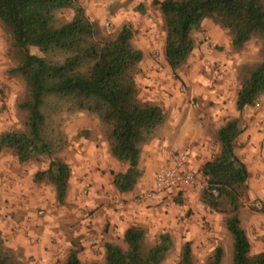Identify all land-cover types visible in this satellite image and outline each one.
<instances>
[{
	"label": "trees",
	"instance_id": "1",
	"mask_svg": "<svg viewBox=\"0 0 264 264\" xmlns=\"http://www.w3.org/2000/svg\"><path fill=\"white\" fill-rule=\"evenodd\" d=\"M153 4L164 18L165 57L173 72L187 63L195 48L192 32L206 18L229 31L235 49H242L255 33L264 38V0H155ZM66 10L72 11V17L60 19L58 12ZM0 23L19 51L13 71L23 77L27 89L19 104L27 115L25 130L1 134L0 154L10 149L21 164L49 157L48 167L35 180H47L62 205L72 170L59 156L67 137L56 125L57 118L88 113L101 122L112 156L128 164L125 172L112 173L115 187L122 194L134 192L143 175L139 166L143 147L156 138L167 116L163 108L139 96L136 75L144 55L133 44L131 27L124 25L115 38H107L78 0H0ZM262 56L260 63L243 67L236 100L239 113L264 95V46ZM242 133L238 117L218 130L220 152L201 169L208 182L202 200L226 215L232 264H264V251L251 255L242 226L241 202L249 190L247 166L235 151ZM124 243L126 247L105 244L104 264H163L173 248L168 232L148 244L145 229L137 225L126 230ZM223 256V249L217 247L206 264H222ZM0 264H21L6 250L1 236ZM65 264H81L77 249L70 250ZM180 264H195L191 242L183 245Z\"/></svg>",
	"mask_w": 264,
	"mask_h": 264
},
{
	"label": "crops",
	"instance_id": "2",
	"mask_svg": "<svg viewBox=\"0 0 264 264\" xmlns=\"http://www.w3.org/2000/svg\"><path fill=\"white\" fill-rule=\"evenodd\" d=\"M79 1L87 14L94 18L95 14L92 12L94 1ZM218 29L219 26L211 18H206L200 28L195 30V34L192 32V35L195 39L199 32L207 31L215 34ZM155 34H158L159 38ZM164 39V32L157 31V25L151 18L145 17L141 22L135 21V46L144 55L136 77L140 97L148 103L163 108L168 119L165 132L169 138V141L167 137L165 139L167 143H164V139L158 140L159 142L153 145L149 153L147 149L143 152L139 164L143 169V175L136 190L127 194H122L117 190L113 183L112 173L122 172V166L125 170L128 166L123 165L111 155L107 139L98 130V121L93 122L94 126H92L88 123L89 117L81 115L77 117V120L81 121L77 126L85 129L94 128V134L89 139H80L78 143L71 142L68 163L72 173L64 204L56 202L55 192L50 193V185L47 186L42 180H35L26 168L20 169L16 175H12L4 182V185L2 184L0 214L7 215L10 221L7 224L0 221V233L8 239L10 248L23 250L27 256L32 255L39 264H43L42 261L46 264L51 263L53 261L52 251L58 248L69 251L77 249L80 261L82 259L94 260L97 254L93 246L87 243L89 237L96 236L99 242L98 248L103 251L106 243L115 242L114 240L123 236L131 226H143V224L157 226L162 221L168 220L165 216L166 208L174 196L146 202L143 203L144 205L128 203L123 208L114 205L113 200L128 199L147 190L154 181L155 173L169 164L166 152L170 150L176 152L191 147L195 153L203 154L202 159L193 154L187 164L188 169L201 174L203 164L212 159L214 151L206 123L217 122L215 128H218L216 116L222 117L228 114L227 108L230 102L232 103L233 94L229 92L230 84L226 80L227 75H224L225 71L229 72L231 64L225 66L226 61L223 60L221 65H217L218 72H215L216 67H213L197 48L189 56L188 63L179 78H173L172 71L166 64L163 72L156 71L153 52L157 40L164 44ZM195 40L197 41V38ZM183 82L188 88L187 94L179 91ZM191 99H196L199 106H202V111L197 115V121L200 122L198 125L202 132L188 128L177 129L178 118L181 120L182 111L186 110V106H190L189 100ZM213 103L215 108L207 107ZM222 107H224L223 110ZM179 110H181L180 114ZM182 121L185 122L186 127L189 122H193L192 114L184 117ZM246 125L237 139L240 147H237L235 151L246 164L250 178L253 164L257 171L260 170L262 171L260 173L264 174V157L261 158L262 149L255 148L256 130L253 123L250 127ZM246 148H249V154L245 156L243 153ZM219 149H216L217 153ZM144 154L148 155L146 165L142 164ZM254 158H257L258 162ZM260 181L259 183L249 181L250 197L251 195L264 197V180ZM195 194L186 191L177 196L196 201L198 197ZM39 199H42L47 210H49L50 203H57V205L52 212L48 211L45 216L38 217L35 204ZM92 212L98 216L94 222L89 218ZM30 238L33 239V243L28 242ZM34 239L39 241L34 242Z\"/></svg>",
	"mask_w": 264,
	"mask_h": 264
},
{
	"label": "rangeland",
	"instance_id": "3",
	"mask_svg": "<svg viewBox=\"0 0 264 264\" xmlns=\"http://www.w3.org/2000/svg\"><path fill=\"white\" fill-rule=\"evenodd\" d=\"M93 1L94 7L92 8V12L95 14V17L91 18L88 14L87 15L101 28L102 34L110 39L115 38L124 25H128L131 27L134 33L133 44L135 46V21L141 22L145 17L151 18L157 25V31H162L165 35L164 44L163 42L161 43V41L159 42L157 40V45L153 52L155 69L158 72H163L165 70V64L169 67L165 57V22L159 8L153 4L155 0ZM72 15V11L69 10L58 12V17L62 20H69ZM211 19L217 26H219V29L217 30V32H215V34L207 31H204L202 33L199 32L198 34H196L195 39L197 38V41L193 38L195 40V48L199 49L200 54H202L209 61V63L213 65V67H216L214 69L215 72H218L219 68L217 65H221V62L223 60L226 61L225 66L231 64L229 72L225 71L226 74L224 75H227L226 80L230 84L231 90L229 92H232L233 94L232 103L230 102L228 108L227 105H225L228 114L222 117H220L219 115L216 116V119H218V128H215L217 122L206 123L209 131V140L214 148L212 159L219 154L221 149L217 134L218 130L229 119L236 117L240 118L241 127L243 129H245L244 126L246 124L247 127H250V124L253 123V127L256 130V133L254 134V140L256 144L255 148L258 147L262 149L261 158H263L264 95L258 100L256 105L247 107L241 113L236 110V100L239 90L242 86L243 67L260 63L263 59L262 49L264 46V38L261 33H255L252 39L242 49H235L231 45L229 31L223 28L221 25L217 24L213 18ZM193 33L195 34V30L193 31ZM155 36L159 38L158 34H155ZM159 55L163 57L162 63L158 59ZM18 62L19 51L16 47V44L12 39L9 31L0 23V135L7 131H22L25 130L26 127L27 115L19 108L20 102L25 98L27 93L26 84L23 77L14 73L13 71V69L17 67ZM187 63L177 72H173L169 67V69L172 71L174 79L179 78V76L183 73L182 70L187 65ZM159 65H162V70L158 69ZM179 91L183 94H187L188 88L184 82L180 85ZM189 105L190 108L186 106V110L182 111L183 116L181 117V120L178 118L176 125L177 129L188 128L191 130H196L197 132H202L200 126L198 125L200 124V122L197 121V115L202 111V106H199L196 99L189 100ZM207 107L213 109L216 106L213 103L211 106ZM223 108L224 107H222V110ZM233 110H235V112H233ZM178 113L180 114L181 110H179ZM190 114H192L193 122H189L185 127V122L182 120L184 117H188ZM81 115L84 117L88 116L90 120L88 121V123L92 126H94L93 122L98 121V130L105 137V135L103 134L101 122L94 115L88 113H80L71 116L63 115L60 118H57L56 125H58V128L63 131L67 137V144L59 152V156L67 162H69L68 155L70 152L71 142L78 143L80 139H89L94 134V128L85 129L83 127L77 126L81 123V121L79 122L77 120V117ZM167 123L168 119L166 124L158 131L156 138L143 147V152L147 149V151L149 150L147 153H149L152 150L151 148H153V145H155L158 140L164 139V143H167V140H165L167 137V132H165ZM237 143V147H240L238 141ZM217 148H220L218 153L216 152ZM176 152L171 150L166 152L167 161ZM243 154L245 156L249 154V148H246ZM147 159L148 155L144 154L142 163L143 165L147 164ZM254 160L258 162L257 158H254ZM49 162V157L40 156L30 162L21 164L19 163L15 153L12 150H4L0 154V189L2 188V184L4 185V182L6 180H9L12 175H16L20 169L26 168L28 171H30V175H32V177H35L38 172L44 171L48 167ZM122 164H126L128 166V164L125 162H122ZM251 167L252 172L248 180L249 190L248 193L243 197L241 202V218L242 226L246 230L251 242V255H256L257 253L264 251V197H260L259 195H251L250 197L251 186L249 184V181L259 183L261 182L260 180H264V174H261L260 172L262 171L260 170L257 171L255 164L251 165ZM122 170V172L126 171L123 166ZM42 181L47 186H51L50 193L52 191L55 192L53 186L47 180ZM258 187L259 186H257V188ZM138 194L129 197L128 199L117 198L113 200L114 205L119 208L125 207L128 203L144 205L143 203L146 202L140 201L136 198ZM195 195L198 197L196 201H190L188 198L182 196L172 197L170 199L168 207L166 208L167 212L165 216H167L166 218H168V220L162 221L157 226H151L150 224H147V226H145L143 224V226L141 227H143L146 231V242L148 244H154L157 241L159 235L164 232H168L172 236L173 248L169 251L163 264H180L182 247L186 242H191L195 264H206L217 247H221L224 251L222 264H232L233 241L225 225L226 215L213 211L211 208H209L203 202L202 194ZM41 201L42 199H39L35 204L36 216L38 217L45 216L48 211L52 212L54 207L58 203L57 200V203H50L49 210H47L44 207V202ZM117 201L122 202L123 205L119 206L117 204ZM199 201L201 203H199ZM89 218L90 221L94 222L97 220L98 216L95 212H92L89 215ZM0 221L7 224V222H9L10 220L7 215L2 216L0 214ZM0 236L4 240L6 250L10 252L21 264H39V262H36L32 255L27 256L23 250H13L12 248H10L8 246V239L2 233H0ZM36 241L39 240L34 239V242ZM114 241L115 242L113 243L118 244L122 247H126L124 243V235L117 237ZM28 242L33 243V239L30 238ZM87 243L90 246H93L94 252L95 254H97V256L94 260L82 259L81 264H104L105 248L103 251L98 248L99 242L97 237H89L87 239ZM69 252V250L60 248L54 249L52 251L53 258H51L53 261L49 264H65ZM42 263L46 264L44 261H42Z\"/></svg>",
	"mask_w": 264,
	"mask_h": 264
},
{
	"label": "built area",
	"instance_id": "4",
	"mask_svg": "<svg viewBox=\"0 0 264 264\" xmlns=\"http://www.w3.org/2000/svg\"><path fill=\"white\" fill-rule=\"evenodd\" d=\"M158 59L162 63L163 57L161 55L158 56ZM158 69L162 70V65H159ZM193 154H196L199 159L203 158V154L195 153L191 147L173 154L168 160L169 164L161 167L155 173L151 186L147 190L140 192L136 198L140 201L152 202L177 196L186 191L202 194L208 188L207 180L202 174L187 168L189 158ZM213 193L217 194L216 190H213ZM117 204L119 206L123 205L122 202L118 201Z\"/></svg>",
	"mask_w": 264,
	"mask_h": 264
}]
</instances>
